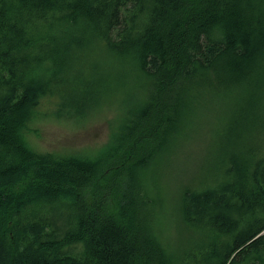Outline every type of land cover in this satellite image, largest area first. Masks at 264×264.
Here are the masks:
<instances>
[{"label": "trees", "instance_id": "16d2710c", "mask_svg": "<svg viewBox=\"0 0 264 264\" xmlns=\"http://www.w3.org/2000/svg\"><path fill=\"white\" fill-rule=\"evenodd\" d=\"M85 33L133 67L143 97L91 157L40 153L27 134L42 100L77 120L111 106L57 104L81 75L60 84L57 68ZM263 66L264 0H0V264L264 263V147L184 187L178 219L202 239L183 253L161 242L147 185L200 96Z\"/></svg>", "mask_w": 264, "mask_h": 264}, {"label": "rangeland", "instance_id": "374dc122", "mask_svg": "<svg viewBox=\"0 0 264 264\" xmlns=\"http://www.w3.org/2000/svg\"><path fill=\"white\" fill-rule=\"evenodd\" d=\"M82 35L84 43L65 53L57 68L60 84L73 81L67 77L69 72L81 75L76 87L58 91L57 104L84 110L103 100L112 102L111 106L105 103L87 118L77 120L52 116L55 105L42 100L27 134L31 147L40 153L91 157L109 142L121 117L119 108L123 112L143 97L137 89L141 78L133 67L100 47L88 33ZM220 86L200 96L189 121L182 117L185 127L180 139L169 154L154 161L147 175V185L154 182L152 190L162 203L161 242L182 253L202 239L199 232L193 234L178 219L184 187L210 184L224 154L239 157L240 152L245 156L264 147V66L238 84Z\"/></svg>", "mask_w": 264, "mask_h": 264}]
</instances>
